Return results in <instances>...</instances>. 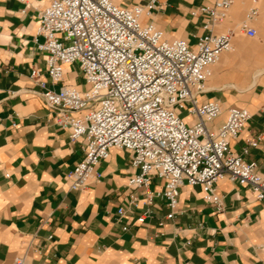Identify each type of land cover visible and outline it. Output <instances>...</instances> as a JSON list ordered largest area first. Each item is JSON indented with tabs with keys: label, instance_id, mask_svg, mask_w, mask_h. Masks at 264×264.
Here are the masks:
<instances>
[{
	"label": "crops",
	"instance_id": "1",
	"mask_svg": "<svg viewBox=\"0 0 264 264\" xmlns=\"http://www.w3.org/2000/svg\"><path fill=\"white\" fill-rule=\"evenodd\" d=\"M209 1L158 0L150 19L169 38L194 46L207 30L193 12ZM50 2L0 0V264H14L20 256L26 264H264V202L239 182L216 184L220 211L205 201L199 185L182 186L177 213L168 219L167 201L157 196L165 182L154 177L148 189L152 203L140 202L119 218L135 170L131 153L113 148L97 167L99 177L82 190L70 189L67 177L83 158L82 143H72L69 132L53 122L30 77L37 69L50 89L61 87L51 82L47 53L37 47L44 41L36 36L39 17ZM252 7L258 9L250 22L257 35L248 37L240 27ZM213 30L231 33L234 48L211 68L202 99L223 106L213 127L232 106L249 110L246 128L230 147L264 173V0H236L227 20ZM259 35L257 49L245 46V38ZM73 66H65L64 83L85 90L83 75ZM250 139L258 145L251 147ZM136 195L143 199V190Z\"/></svg>",
	"mask_w": 264,
	"mask_h": 264
},
{
	"label": "built area",
	"instance_id": "2",
	"mask_svg": "<svg viewBox=\"0 0 264 264\" xmlns=\"http://www.w3.org/2000/svg\"><path fill=\"white\" fill-rule=\"evenodd\" d=\"M235 1L210 0L194 10L204 19L207 33L192 46L185 39L169 38L150 19L158 0L146 5L51 0L39 17L36 36L44 41L37 47L47 53L51 82L61 87L50 89L37 69L30 77L41 88L53 122L69 132L72 143H82L83 158L67 177L70 189L82 190L99 177L98 165L116 148L131 153L135 170L128 177L132 192L118 209L119 218L140 202L152 203L154 195L148 189L154 177L165 182L157 196L167 201L168 219L177 213L184 185H199L205 201L218 211L222 198L216 184L224 179L246 185L257 201L264 202V173L230 147L246 128L249 110L232 106L225 121L213 127L223 106L202 99L211 68L234 48L231 33L213 29L227 20ZM257 15L252 7L240 27L242 34L257 35L250 23ZM67 65L81 71L85 90L64 83ZM249 145L256 147L258 139H250ZM140 189L143 199L136 195ZM14 264H26V257Z\"/></svg>",
	"mask_w": 264,
	"mask_h": 264
},
{
	"label": "rangeland",
	"instance_id": "3",
	"mask_svg": "<svg viewBox=\"0 0 264 264\" xmlns=\"http://www.w3.org/2000/svg\"><path fill=\"white\" fill-rule=\"evenodd\" d=\"M116 2L117 3H119L120 1L119 0H116ZM132 4H134V3H132ZM132 4H130V5H132ZM135 4H140V3H135ZM128 5V4H127ZM141 5H143V4H141ZM260 36L261 35H259L257 38H255V39H249V38H245V46L246 47H249V48H252V49H257L258 47H259V45H260ZM74 70L75 69H78V67L76 66V65H74L73 67H72ZM82 76V75H81ZM87 88V87H86Z\"/></svg>",
	"mask_w": 264,
	"mask_h": 264
}]
</instances>
